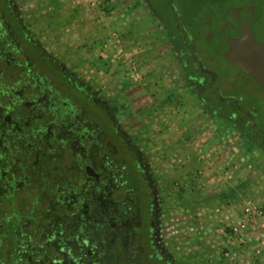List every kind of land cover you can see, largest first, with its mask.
Instances as JSON below:
<instances>
[{"label": "rangeland", "instance_id": "1", "mask_svg": "<svg viewBox=\"0 0 264 264\" xmlns=\"http://www.w3.org/2000/svg\"><path fill=\"white\" fill-rule=\"evenodd\" d=\"M8 1L33 42L104 106L145 178L155 180L153 206L170 238L162 249L170 264H264V91L194 38L198 57L216 72L213 86L224 97H242L240 106L250 113L237 108L231 121L228 103L209 101L204 108L162 22L179 21L190 35L209 39L215 28L205 22L213 13L263 0H95L87 9L74 0H63L64 6L59 0ZM88 39L91 44L83 43ZM96 42L98 61L88 56ZM106 54L114 61L131 54L143 81L130 82ZM106 62L117 68L113 78ZM120 177L123 185L126 174ZM133 190L126 184L125 200L119 201L121 193L113 197L124 212L121 229L132 214L126 206L137 198Z\"/></svg>", "mask_w": 264, "mask_h": 264}, {"label": "trees", "instance_id": "2", "mask_svg": "<svg viewBox=\"0 0 264 264\" xmlns=\"http://www.w3.org/2000/svg\"><path fill=\"white\" fill-rule=\"evenodd\" d=\"M119 134L104 106L33 42L9 1L0 0V264H125L120 235L111 247L105 222L114 195L138 177Z\"/></svg>", "mask_w": 264, "mask_h": 264}, {"label": "flooded vegetation", "instance_id": "3", "mask_svg": "<svg viewBox=\"0 0 264 264\" xmlns=\"http://www.w3.org/2000/svg\"><path fill=\"white\" fill-rule=\"evenodd\" d=\"M175 23L176 24H174V28L178 27L179 30H177L178 33H176L175 35L171 34V39H173L177 44L176 49L178 50V60L180 62L181 68L185 72L187 80L190 81L193 91L198 96V99L203 107L205 108L204 99H207V101L213 102L215 104L217 103L222 105L228 103V105L230 106V113L227 115L229 120H234L233 118L235 117V114L239 113L237 111V108L240 109L242 113L245 112V115L248 116L250 111H243L240 106L242 97L233 99L222 96V92H219V90L216 89L215 86H213V84L215 83V79L217 78L216 72H214V69L209 65L208 62L206 63L204 60H201L198 57L196 49L197 46L193 39H201L209 45L208 40L210 38L208 39V37H206L201 32L194 33V36H192L186 30V27L183 25V23L181 24L179 21ZM216 33L217 29L215 28V33L213 34V36H211V38L214 37ZM179 34L185 37L184 39L187 45L183 44L182 41L179 40ZM249 79L254 82L251 78ZM242 122L243 124L240 125V127L242 128L243 132H245L244 128L246 123L243 120ZM135 169L138 177L131 181L126 180V184H130V182L133 184V192L136 193L137 197L134 201V205L128 204L126 206L128 210L132 211V214L129 216L127 221V227L123 229L119 227L117 229L118 223H123V219H125L123 216L124 212H119L118 209L119 201L125 200L123 199L124 196H122L126 191L125 189L120 190V200L118 202L110 201L108 209L105 211V222L107 223L111 231V247L114 246L115 239L119 234V239L124 247L122 252L123 263L170 264V254H166L162 250L165 249V246L167 244V242L165 241H167L168 237L165 232L162 233L163 229L160 227L161 210L154 209L153 206V199H155V195L151 188L153 186V181L155 180L145 178L147 174L144 172V169L140 168L139 162H137V160L135 161ZM143 197L147 199L145 207L142 204ZM111 225H114V227H111ZM169 240L170 238L168 239V241ZM94 263H99V260L95 259Z\"/></svg>", "mask_w": 264, "mask_h": 264}, {"label": "water", "instance_id": "4", "mask_svg": "<svg viewBox=\"0 0 264 264\" xmlns=\"http://www.w3.org/2000/svg\"><path fill=\"white\" fill-rule=\"evenodd\" d=\"M205 23L217 29L216 35L208 40L210 47L264 91V1L222 8ZM84 172L96 181L99 179L90 166H85Z\"/></svg>", "mask_w": 264, "mask_h": 264}, {"label": "built area", "instance_id": "5", "mask_svg": "<svg viewBox=\"0 0 264 264\" xmlns=\"http://www.w3.org/2000/svg\"><path fill=\"white\" fill-rule=\"evenodd\" d=\"M118 57L119 58L115 59L116 61L112 58L111 62L121 66L120 68L122 69L124 77L132 83H141L143 81V76L140 74L137 63L134 61L133 57H131V54H122Z\"/></svg>", "mask_w": 264, "mask_h": 264}, {"label": "crops", "instance_id": "6", "mask_svg": "<svg viewBox=\"0 0 264 264\" xmlns=\"http://www.w3.org/2000/svg\"><path fill=\"white\" fill-rule=\"evenodd\" d=\"M75 1V3H77L79 6V8H89L90 6H93L94 5V3H95V0H74ZM58 3H60L59 4V6H61V5H65V3L66 2H63V0H59L58 1ZM90 41H92L91 39L89 40H86L85 42H83V43H90L91 44V42ZM82 43V44H83ZM98 45V42H96V44H93L90 48L88 47V49H92V50H90L89 52H92V55H88L89 57H90V60H99V59H97L98 57H97V54H99L100 52H99V49L101 48V46H97ZM85 51H86V48H85ZM80 58H79V63H80V61H81V56H79ZM111 56H109V55H105V60H110L111 61ZM106 64H107V67L106 68H108V70H107V74L108 75H112L113 76V74H115L116 73V71H117V68L116 67H114V66H109V63L108 62H106ZM95 65H96V63H93V65H91L92 66V68H93V70H96V68H95ZM90 66V67H91ZM110 77V78H113V77Z\"/></svg>", "mask_w": 264, "mask_h": 264}]
</instances>
